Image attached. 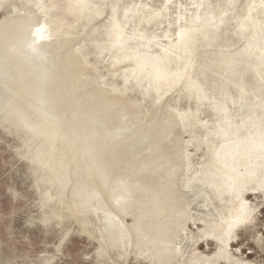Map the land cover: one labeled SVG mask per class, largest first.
Returning <instances> with one entry per match:
<instances>
[{
  "label": "water",
  "instance_id": "95a60500",
  "mask_svg": "<svg viewBox=\"0 0 264 264\" xmlns=\"http://www.w3.org/2000/svg\"><path fill=\"white\" fill-rule=\"evenodd\" d=\"M0 264H264V0H0Z\"/></svg>",
  "mask_w": 264,
  "mask_h": 264
}]
</instances>
